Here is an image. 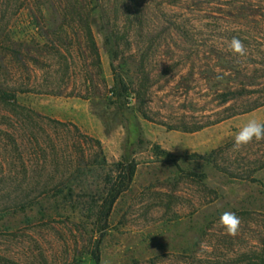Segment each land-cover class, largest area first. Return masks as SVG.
Masks as SVG:
<instances>
[{"label": "rangeland", "instance_id": "1", "mask_svg": "<svg viewBox=\"0 0 264 264\" xmlns=\"http://www.w3.org/2000/svg\"><path fill=\"white\" fill-rule=\"evenodd\" d=\"M253 118L264 0H0V264H264Z\"/></svg>", "mask_w": 264, "mask_h": 264}, {"label": "clouds", "instance_id": "2", "mask_svg": "<svg viewBox=\"0 0 264 264\" xmlns=\"http://www.w3.org/2000/svg\"><path fill=\"white\" fill-rule=\"evenodd\" d=\"M228 47L235 54L243 55L245 52L243 43L237 38H233ZM254 140H264V122L255 118L249 119L235 133L233 148L234 150H239L242 146L248 145ZM218 224L227 234L234 235L238 230L240 219L235 213L225 211L220 215Z\"/></svg>", "mask_w": 264, "mask_h": 264}, {"label": "trees", "instance_id": "3", "mask_svg": "<svg viewBox=\"0 0 264 264\" xmlns=\"http://www.w3.org/2000/svg\"><path fill=\"white\" fill-rule=\"evenodd\" d=\"M78 19L80 20V22H83V24L85 25V31H86V36L89 40V42L91 43V47L95 50V43H94V39L92 36V31H91V27L88 24V22L84 19L83 16L78 15ZM106 44L109 47V55H110V59H111V63L113 66H115V63L118 61L119 59V52H118V40L117 37L114 34H107L106 33ZM115 68V67H114ZM116 76H115V90H116V94L117 97L120 99L122 94L124 92L128 91V88L123 80V78H121L117 72H115ZM3 96L5 98H13L12 95H10L7 92L3 93ZM134 167H130L129 169L125 168V176H124V180L123 183L121 185H119L116 189H113V191H111V194L109 196V198L105 201V205L106 207L104 208V210H101V218L103 217L104 219H107L110 211L112 209V206L114 205V203L117 201V199L119 198V196L122 194L123 191H125L126 187H127V183L130 182L132 180V176L134 173Z\"/></svg>", "mask_w": 264, "mask_h": 264}]
</instances>
